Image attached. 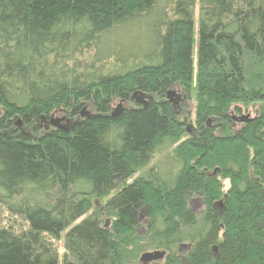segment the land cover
<instances>
[{
  "label": "trees",
  "instance_id": "1",
  "mask_svg": "<svg viewBox=\"0 0 264 264\" xmlns=\"http://www.w3.org/2000/svg\"><path fill=\"white\" fill-rule=\"evenodd\" d=\"M193 78L181 140L166 93ZM58 111L68 127L40 125ZM0 210L26 223L0 225V264H59L62 236L61 264H264V0H0Z\"/></svg>",
  "mask_w": 264,
  "mask_h": 264
},
{
  "label": "rangeland",
  "instance_id": "2",
  "mask_svg": "<svg viewBox=\"0 0 264 264\" xmlns=\"http://www.w3.org/2000/svg\"><path fill=\"white\" fill-rule=\"evenodd\" d=\"M198 2L196 1V5L194 6V13H195V16L197 17V14H198ZM196 29V28H195ZM195 35V33H194ZM195 38V36H194ZM195 45H196V38H195V41H194V47H193V60H194V65H195ZM176 89V88H174ZM173 89V90H174ZM176 93L179 92V90H175ZM184 106L181 108V109H178V114H179V117L180 119L184 120V122H188V121H192L193 125L195 126V116H194V109H195V105H196V102H195V78H193V81H192V92H191V95H190V98L187 99L184 103ZM125 104H123L122 102H116L113 106L114 110L118 109V107H122L124 106ZM91 108L89 105L85 104V109H84V112L86 113H90L91 111ZM256 110H259V104L258 103H252V104H249L247 108H244L242 107V113H246V112H249V114L251 115L250 117H253L255 116V111ZM68 116L67 113L65 112H54L50 115V117L52 119H57L58 118V122H60V124L62 125H65V127H68L71 120H68V121H64V120H60L61 117L63 116ZM237 116V115H236ZM75 119V118H72V120ZM217 120L216 119H212L210 120L209 122V125L212 126V125H217ZM47 122V121H46ZM232 124H234V126H230V130L229 132H227V134H234L235 131H237L240 127V124H238L236 121H234L232 119ZM236 124V125H235ZM47 126L49 125L46 124ZM45 125V126H46ZM192 126V125H191ZM215 133L217 135H220V136H224L225 135V129L223 127L219 128V129H216ZM192 135V134H190ZM185 138H188V133H186L181 140H185ZM160 157V156H159ZM159 157H156L154 158L150 164L153 163L154 160L158 159ZM137 175L134 174L132 177H130L127 182H131ZM222 183V194L226 193V191L228 190L229 188V181L227 179L225 180H222L221 181ZM223 198V197H222ZM93 200V199H92ZM91 200V204L93 207H98L100 204H103V201L104 200H99V202H97L96 204H94ZM199 199H192L191 200V207H195L197 204H199ZM198 210V209H197ZM142 215V217H141ZM104 220H105V217H103ZM102 218V219H103ZM140 219V220H139ZM137 220H139V222H142V224H140V226L137 227V231L139 232H142L144 230V216L141 212L138 213V218ZM0 225L5 227V228H8L10 229L11 231L15 232V233H18V232H21L23 230H25L26 228V223L20 219L19 217H15V216H11L10 214H8L5 210H0ZM49 242H51L53 244V247L54 249L57 251V254H58V257H59V264H61L62 262V258H63V255L65 254V248H64V238L63 236L60 237L59 239L57 240H54V239H49ZM183 246L180 247V253L184 254L185 253V244H182ZM156 250V249H155ZM153 250H147L145 252H151ZM140 257V256H139ZM137 264V263H136ZM138 264H140L139 262V258H138ZM156 264H162V260L158 261V263ZM184 264H186V262H184Z\"/></svg>",
  "mask_w": 264,
  "mask_h": 264
},
{
  "label": "water",
  "instance_id": "3",
  "mask_svg": "<svg viewBox=\"0 0 264 264\" xmlns=\"http://www.w3.org/2000/svg\"><path fill=\"white\" fill-rule=\"evenodd\" d=\"M133 98L135 100V102L141 106H146L147 105V100L146 98H144V96H142L139 92L133 93ZM185 98V95L183 93H176L175 90L170 89L169 91H167L166 93V100H168L169 102H171L173 104V106H175L176 104H178V102H180L182 99ZM85 107L82 109V111L80 112L81 116H86L87 113L84 112ZM121 110L120 107H118V109H116L111 116H115L119 113V111ZM231 119L233 120H238L239 122H248L251 120L250 118V114H245V115H240V116H236V115H232ZM60 120H63L60 119ZM59 121V120H58ZM210 120H208L207 122H209ZM16 124H19L18 122H16ZM53 127H58V128H63L62 126H56V125H52ZM191 126H188V128L186 130H189ZM216 172V170L214 171V173ZM221 203V201H219ZM212 250L214 251V255L216 253V246L212 247ZM165 255V251L163 250H154L151 252H144L140 255L139 257V262L140 264H148L150 262H156V261H160L163 259Z\"/></svg>",
  "mask_w": 264,
  "mask_h": 264
},
{
  "label": "flooded vegetation",
  "instance_id": "4",
  "mask_svg": "<svg viewBox=\"0 0 264 264\" xmlns=\"http://www.w3.org/2000/svg\"><path fill=\"white\" fill-rule=\"evenodd\" d=\"M187 100V98H186V96H185V98L184 99H182L180 102H178V104H176L175 105V107H178V109H181L183 106H184V102ZM139 105V104H138ZM258 113H259V111L258 110H256L255 111V116H253V117H250L251 118V120L250 121H252L255 117H257V115H258ZM245 114H249V112H246V113H241L240 115H245ZM230 115L232 116V115H234L233 113H232V111H230ZM240 115H237V116H240ZM251 116V115H250ZM63 118V120L64 121H68V119H67V117L66 116H63V117H61V119ZM231 121H232V119H231ZM234 121H236L238 124H240V127H239V129L237 130V131H235L234 132V134H236V133H238L242 128H244L245 127V125H246V123H248V122H250V121H248V122H246V123H244V122H239L238 120H234ZM49 123V125L47 126L46 124H48ZM209 123L210 122H207L206 123V125H207V127H210V125H209ZM56 125V126H62L63 127V129H65V125H62V124H60V122H58V118L57 119H52L51 117H49V120H47V122L46 121H44V120H41V122H40V125L43 127V128H45V129H48V128H53V126L52 125ZM46 125V126H45ZM192 125V126H191ZM236 125V124H235ZM188 126H191L190 128H189V130H186L187 128H188ZM230 126H234V124H232V122H230ZM185 130H186V133H188V137H191V136H194V135H196V134H198L199 133V130L197 129V126H196V123H195V126L193 125V123H192V121H188L187 123H186V127H185ZM190 134H192V135H190ZM215 170H217L218 171V168H215L213 171H215ZM216 171V172H217ZM214 172H212V173H209V175L210 174H213ZM194 199H199L200 201H199V204H197L195 207H191V200H189V208L192 210V211H194V212H198L199 210H201L202 208H203V206H204V203H203V199L202 198H194ZM223 200V198H221L220 200H218V201H215L214 203H213V207L216 209V210H218L219 212H222V210H223V204H222V201ZM219 201H221V203L219 202ZM198 209V210H197ZM141 217H142V215H141ZM140 220V219H139ZM107 223H108V221H107ZM183 245H181V247H182ZM185 247L187 248V246L185 245ZM156 262H158V261H156ZM151 263V262H150Z\"/></svg>",
  "mask_w": 264,
  "mask_h": 264
}]
</instances>
